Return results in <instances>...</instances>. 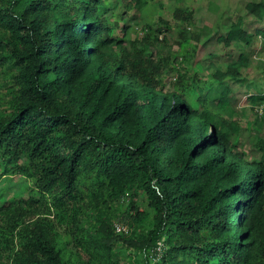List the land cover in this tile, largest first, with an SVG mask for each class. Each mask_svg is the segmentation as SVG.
I'll return each instance as SVG.
<instances>
[{"label": "trees", "instance_id": "trees-1", "mask_svg": "<svg viewBox=\"0 0 264 264\" xmlns=\"http://www.w3.org/2000/svg\"><path fill=\"white\" fill-rule=\"evenodd\" d=\"M228 11L225 32L193 31L192 9L174 7L162 23L178 49L165 56L150 26L116 36L122 14L104 0H2L0 177L32 187L0 210V264H125L118 246L142 254L128 264H151L158 242L156 264H264V148L245 153L230 119L232 86L256 83L244 71L264 43V0ZM262 88L247 98L264 127Z\"/></svg>", "mask_w": 264, "mask_h": 264}, {"label": "rangeland", "instance_id": "rangeland-1", "mask_svg": "<svg viewBox=\"0 0 264 264\" xmlns=\"http://www.w3.org/2000/svg\"><path fill=\"white\" fill-rule=\"evenodd\" d=\"M129 1L130 0H104V4L109 6L110 12L122 14L118 24L119 29L115 31V35L121 36L123 33L122 29L127 26V29H129L126 39H139L144 29L150 26L155 30L156 35L159 36V40L162 37H166L167 45L163 49L162 54L168 56L178 49V46L173 41L177 34L175 29L170 32H165L162 22L173 23L172 12L174 7L187 6L192 9L196 25L195 28H191L193 31L199 30L203 25H213V23H217L218 25L216 28H221V31L225 32V28L220 21L221 14H226V12H229V9L239 11L243 7V4L245 5V3L251 0H179L177 3H171L169 0H143L146 4H140V8L125 7ZM0 7H2V0L0 1ZM104 12L105 14L107 13V11L102 10L103 14ZM108 15L109 21L112 23L113 17L109 13ZM160 30H163V32L159 33ZM213 42L214 40L212 43ZM233 49L232 56L236 58L239 54L237 47L235 46ZM250 50H252L251 55H253V58L249 69L244 71L245 79L251 82V84L256 82L253 84L255 88H257L258 85L264 87V43L260 39H256L255 44H252ZM201 55L202 53L198 51V58L195 59L193 55L194 59L188 58L187 61H179L178 59H180V57L174 55L171 57V62L174 60V64L178 67H181L180 65H192L196 61L202 59ZM227 61H230V59L223 58L220 60V63ZM162 76L165 90L175 91L176 82L173 78L175 74L171 72L169 74H163ZM245 85L239 89L238 87L232 86V90L234 89L232 93L233 99L231 101L233 115L230 119L237 121V124L240 126V132L237 138L240 148L244 149L245 153L254 150L252 153L256 155L257 151L253 148L254 145L264 148V127L255 123V117L252 116L253 114L249 109L247 95L253 92L252 89H254V87L251 85L248 88H244ZM262 89L264 90V88ZM31 187L32 181L24 177L14 176L8 180L5 177H0V210L9 203H20V201L28 200L31 196V194H29ZM122 203L123 209L121 213L124 211V208L127 209L128 200L125 199ZM140 206L145 208L144 202L143 205L140 202ZM150 223L151 219L149 218L142 225L147 228L150 226ZM115 225H120L125 228L126 232L124 233L128 234L130 232V227L126 222L115 221L114 226ZM115 232L119 233L116 230ZM115 251L121 263L128 264L130 261L137 262L142 260V254L138 251L127 250L122 246L116 247ZM147 254L148 259H152L153 257L151 264H156L158 261L157 251L150 250Z\"/></svg>", "mask_w": 264, "mask_h": 264}, {"label": "built area", "instance_id": "built-area-1", "mask_svg": "<svg viewBox=\"0 0 264 264\" xmlns=\"http://www.w3.org/2000/svg\"><path fill=\"white\" fill-rule=\"evenodd\" d=\"M257 112L259 115H262V109L260 107L257 109ZM114 229L119 233L126 232L125 228H123L120 225H115ZM162 246H163L162 243L160 242L157 243V248H155V250L157 251V259L160 258V255L163 249Z\"/></svg>", "mask_w": 264, "mask_h": 264}, {"label": "clouds", "instance_id": "clouds-1", "mask_svg": "<svg viewBox=\"0 0 264 264\" xmlns=\"http://www.w3.org/2000/svg\"><path fill=\"white\" fill-rule=\"evenodd\" d=\"M258 108H259V107H258ZM258 108H257V109H258ZM257 109H256V110H257Z\"/></svg>", "mask_w": 264, "mask_h": 264}]
</instances>
